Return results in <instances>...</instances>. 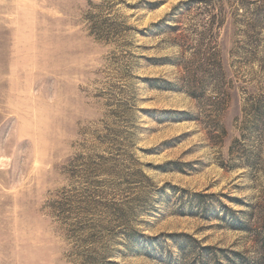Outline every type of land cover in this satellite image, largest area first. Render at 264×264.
<instances>
[{
  "label": "rangeland",
  "instance_id": "374dc122",
  "mask_svg": "<svg viewBox=\"0 0 264 264\" xmlns=\"http://www.w3.org/2000/svg\"><path fill=\"white\" fill-rule=\"evenodd\" d=\"M264 0H0V264H264Z\"/></svg>",
  "mask_w": 264,
  "mask_h": 264
},
{
  "label": "trees",
  "instance_id": "16d2710c",
  "mask_svg": "<svg viewBox=\"0 0 264 264\" xmlns=\"http://www.w3.org/2000/svg\"><path fill=\"white\" fill-rule=\"evenodd\" d=\"M261 255H263V258H262L261 261H263V263H264V248H263V251H262Z\"/></svg>",
  "mask_w": 264,
  "mask_h": 264
}]
</instances>
